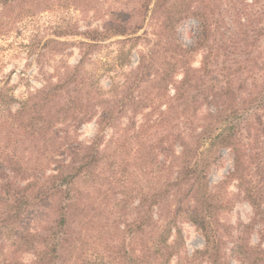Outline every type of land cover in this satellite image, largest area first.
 Returning a JSON list of instances; mask_svg holds the SVG:
<instances>
[{"label": "trees", "instance_id": "16d2710c", "mask_svg": "<svg viewBox=\"0 0 264 264\" xmlns=\"http://www.w3.org/2000/svg\"><path fill=\"white\" fill-rule=\"evenodd\" d=\"M54 1L0 0V33L12 18L32 17ZM64 1L88 11L97 0ZM195 2L210 6L137 0L107 13L101 27L56 29L39 42L41 86L15 110L0 102V264H264V25L252 26L264 5L238 8V58L224 63L210 41L214 23ZM191 16L200 32L186 45L178 26ZM77 33L78 62L46 69L47 53L69 45L57 36ZM118 35L121 45H145L124 79L106 89L87 62ZM92 120L96 134L80 139ZM223 149L233 168L212 185ZM230 181L251 205L248 222L222 219L230 200L221 187ZM182 222L200 229L202 248L186 251Z\"/></svg>", "mask_w": 264, "mask_h": 264}, {"label": "rangeland", "instance_id": "374dc122", "mask_svg": "<svg viewBox=\"0 0 264 264\" xmlns=\"http://www.w3.org/2000/svg\"><path fill=\"white\" fill-rule=\"evenodd\" d=\"M246 1L251 0H209L210 6L207 8L205 3L204 5L195 2V6L198 5L203 12L205 10L209 13L214 23L210 41L214 42V47L218 50L219 61L230 63L233 59L238 58V34L240 35L238 19L243 18V15L238 13V8H242L247 3ZM136 3L137 0H97L94 1V6L88 11H82L69 1L56 0L53 3V8L32 17L24 16L14 23H12L14 20L12 18L9 25L10 30L0 33V89L3 88L4 90V97L0 102H6L5 106L8 105L15 110L20 106L21 99L26 97L29 91L41 86V75L37 66V49L40 47V41L42 44L47 38L57 34L54 33L56 29L57 31L73 29L70 33H76L75 31L87 28L101 27L107 18V13L116 8L132 9ZM259 5H264V0H260L257 9H259ZM249 10V8L246 9L247 12ZM257 21L259 22H252L253 27L264 25V15ZM200 25L201 21L197 16L183 20L178 26L180 40L186 45H191L198 37ZM57 38L68 40L69 45L66 46L63 54L55 51L48 52L42 59L46 69L50 71L53 69L52 65H56L58 61L61 62V59L67 63L75 64L81 55L79 41L83 38L82 35L78 33L64 34L57 36ZM123 38L124 36L118 35L103 41L104 45L93 52L90 55L91 59L87 62L88 70L98 74L100 85L106 89H109L113 82L117 83L124 79L125 73L129 72L137 63L138 50L143 49L145 45V41H141L132 47L131 43L124 45L116 43L118 39ZM258 46L263 52L262 57H264V35L261 37ZM122 50L125 54L121 52ZM200 59L201 54H198L195 61L196 65L200 63ZM140 116L141 114L138 116L139 120ZM97 129V123L92 120L80 127L78 135L82 140H90L96 134ZM155 131L156 137H162L164 131L161 128L153 132ZM128 144L125 148L122 147V150L126 151ZM221 154L220 160L212 166L209 173V180L212 185L225 180L233 168L232 152L229 149H223ZM115 156L113 153L112 157ZM135 174L137 173L132 175L134 180L141 179V175L136 177ZM221 188L228 196L227 199L230 200V208L222 213V219L232 225H237L240 221L248 222L252 215V208L247 200L238 195L236 181L226 182ZM180 225L184 236L183 247L186 251L192 253L194 250L202 248L204 237L200 229L191 222H182ZM251 242L252 244L259 242L256 230L252 233ZM232 264L240 263L238 260H233Z\"/></svg>", "mask_w": 264, "mask_h": 264}]
</instances>
